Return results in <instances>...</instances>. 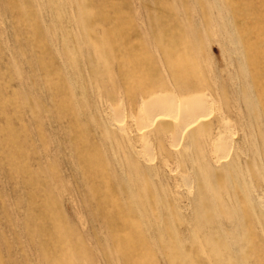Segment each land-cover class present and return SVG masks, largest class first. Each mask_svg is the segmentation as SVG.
Wrapping results in <instances>:
<instances>
[{"label":"rangeland","instance_id":"rangeland-1","mask_svg":"<svg viewBox=\"0 0 264 264\" xmlns=\"http://www.w3.org/2000/svg\"><path fill=\"white\" fill-rule=\"evenodd\" d=\"M253 43L264 0H0V264H264Z\"/></svg>","mask_w":264,"mask_h":264},{"label":"bare ground","instance_id":"bare-ground-1","mask_svg":"<svg viewBox=\"0 0 264 264\" xmlns=\"http://www.w3.org/2000/svg\"><path fill=\"white\" fill-rule=\"evenodd\" d=\"M248 6V5H247ZM163 35V34H162ZM259 36V35H258ZM167 37H169V36H167ZM171 37V36H170ZM172 38L173 37H171V38H167V41H168V39H169V42H171L172 41ZM176 38V37H175ZM174 40V39H173ZM110 41H111V39H110ZM115 41V40H114ZM178 41V40H177ZM160 42V41H159ZM254 42V41H253ZM256 42V41H255ZM113 43V42H112ZM168 43V42H167ZM172 43V42H171ZM261 43V42H260ZM169 44V43H168ZM252 44V43H251ZM170 47L171 46H173V45H169ZM99 47V46H98ZM163 47V46H162ZM180 47V46H179ZM164 48V47H163ZM162 48V49H163ZM116 49V48H115ZM183 49H184V47H183ZM183 49H182V51H183ZM177 49H175V51H176ZM181 49L179 48V51H180ZM174 51V50H173ZM181 52V51H180ZM248 53H247V56H248V59H249V64L251 65V67H252V71L254 72V76H255V85H257V86H261L260 84H261V74H262V72H261V66L264 64V55L262 54V52H261V49L260 48H258V46H256V45H254V43H253V45H249V47H248V51H247ZM175 53V55L177 54L176 52H174ZM190 53V52H189ZM162 54H165L166 56H167V59H166V56H165V60H168L169 62L171 61V59L173 58L172 56L174 55H172L171 54V51H169V49H167V48H165L164 50H163V53ZM129 55V57H130V60H132L131 62H134V56L132 57V54L131 53H128V54H126V56H128ZM183 55V53L182 54H180V56H179V63H178V66H174L176 69H178L179 70V72L178 73H185L186 72V75H187V69L190 67V66H188V68L187 69H185L184 68V64L186 63V61H185V59H184V55ZM178 56H177V58H178ZM181 56H182V58H181ZM169 58V59H168ZM103 59V58H102ZM115 59V58H114ZM190 59V58H189ZM175 60H178V59H176L175 58ZM191 60V59H190ZM165 62V61H164ZM191 62V61H190ZM166 63H168V62H166ZM187 63H188V61H187ZM125 64V63H124ZM142 64V63H141ZM140 64V65H141ZM172 65H174V59H173V63H171ZM183 64V65H182ZM136 65H139V63L137 62L136 63ZM191 65V64H190ZM120 66H122V65H120ZM264 66V65H263ZM119 67V66H118ZM171 67V66H170ZM120 68V67H119ZM118 68V69H119ZM185 70H184V69ZM123 69V67H121V70ZM175 70V69H174ZM173 70V71H174ZM120 74V73H119ZM180 74H179V79H181V76H180ZM189 74H191L190 72H189ZM185 75V74H184ZM121 76H122V74H121ZM177 77H178V75H177ZM183 77L184 76H182V79H183ZM190 78H191V76H190ZM125 80V82H126V79H124ZM193 80V79H192ZM146 82V81H145ZM128 83V82H127ZM132 84V83H131ZM141 84H143V83H141ZM150 84V83H149ZM152 84V83H151ZM144 85H147V82L144 84ZM146 87V86H145ZM153 87V86H152ZM191 87V86H190ZM150 88V87H149ZM259 89V88H258ZM182 90H183V88H182ZM187 90V89H186ZM262 91V90H261ZM264 93V91L262 92V94ZM196 97V96H195ZM262 99L264 100V94L262 95ZM197 98V97H196ZM198 98H199V96H198ZM161 99H163V98H161ZM192 100H195L193 97L191 98ZM153 100V99H152ZM192 100H190L189 99V101H191L192 102ZM197 100V102L195 101V102H193V103H196L195 105L193 104V103H190L189 101V103L191 104L190 106H188L187 108H180V106L178 105V104H175V107L176 108H180V109H177L178 110V112H180L181 113V115L180 116H174L173 114H172V111H173V105H169V106H165L166 108H168L169 110H165V112H164V106L162 107V105H160L159 103L157 104L156 103V105H158V108H159V106H161L158 110H160L161 108H162V110H161V112L159 111L157 114H155L154 115V111L153 112H151L150 111V109H154V107H155V109L157 108L156 107V105L154 104V105H151L152 107H150V105H149V103H148V105H149V110H147L146 109V113H145V115H143L142 116V118L144 119V121H151V120H161V121H169V120H171V121H173L175 124H176V126H178V127H180L181 125V123L182 122H184V121H188V123L187 124H192L191 122H193V120L194 119H196V118H199L200 119V117H203V114H201V115H197L198 117H196V118H194L193 120H190V118L191 117H193L194 116V112H195V110H197V109H199L201 106L203 107V102L201 103V102H199L198 101V99H196ZM200 100V99H199ZM185 101V100H184ZM147 102H150V101H147ZM147 102H146V104H147ZM187 101H185V103H186ZM199 102V103H198ZM151 103H153L152 101H151ZM150 103V104H151ZM180 103V102H179ZM201 103V104H200ZM168 104V103H167ZM174 104V103H173ZM181 104V103H180ZM187 104V103H186ZM203 104V105H202ZM187 106V105H186ZM198 107V108H197ZM152 109V110H153ZM156 111V110H155ZM170 111V112H169ZM194 113V114H193ZM195 117V116H194ZM139 119H140V117H139ZM190 120V121H189ZM189 126V125H188ZM143 137V136H142ZM87 157V156H86ZM88 159V158H87ZM92 161V160H91ZM97 165V164H96ZM99 166V165H98ZM97 167V166H96ZM110 194V193H109ZM110 196V195H109ZM127 247V246H126ZM124 249V248H123ZM122 249V250H123ZM129 249V248H128ZM131 253V252H130ZM130 253H128L127 252V250H123V251H121V255L123 256V257H125L126 258V261L128 260L129 262L130 261H132V262H134L135 264H138L139 263V261L137 260V259H131L132 258V256L133 255H131ZM135 257V256H134Z\"/></svg>","mask_w":264,"mask_h":264}]
</instances>
